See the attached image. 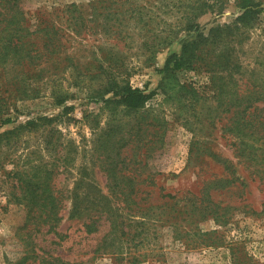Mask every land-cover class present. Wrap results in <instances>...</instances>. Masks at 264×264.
I'll return each instance as SVG.
<instances>
[{
    "label": "rangeland",
    "instance_id": "rangeland-1",
    "mask_svg": "<svg viewBox=\"0 0 264 264\" xmlns=\"http://www.w3.org/2000/svg\"><path fill=\"white\" fill-rule=\"evenodd\" d=\"M257 1L259 22L234 28V36L224 32L221 43L208 40L204 52L202 35L234 25L243 0L22 1L32 56L0 57V264H264V155H237L248 142L229 130L236 107L224 109L232 94L252 96L264 86V0ZM191 39L200 41L201 57L167 68ZM210 48L239 66L213 71ZM121 84L153 97L136 111L109 102V90ZM257 104L264 117V101ZM6 118L12 121L3 124ZM30 119L38 124L21 129ZM25 170L48 172L61 197L51 230L27 224ZM120 175L152 180L142 184L144 196L154 203L180 198L179 209L156 208L146 217L126 209L136 235H125L120 251L97 252L111 222L104 218L88 233L94 212L73 214V197L112 196ZM210 184L217 218L194 205ZM160 187L171 196L163 198Z\"/></svg>",
    "mask_w": 264,
    "mask_h": 264
},
{
    "label": "trees",
    "instance_id": "trees-1",
    "mask_svg": "<svg viewBox=\"0 0 264 264\" xmlns=\"http://www.w3.org/2000/svg\"><path fill=\"white\" fill-rule=\"evenodd\" d=\"M22 1L23 0H0V57L2 60H20L24 57L30 58L32 56V49L25 46V43H29L30 40L25 41V30L27 29L25 26L26 11L22 6ZM241 5L244 11L238 16L234 25H218L212 28L208 36L204 37L202 35L205 46L199 49L201 52H204V49L208 46V40H212L214 43H221L224 32H227L228 36H234L236 34L234 28L240 29L242 26H253L256 22L261 20L263 8L257 0H243ZM108 14L110 13L108 12ZM193 18V16L190 17L189 23ZM240 23L242 24L241 26L239 25ZM47 28L50 29L49 26ZM53 30L56 32L55 28H53ZM48 41L52 43L53 37L49 36ZM199 46L200 41L188 40L183 45L181 54L174 53L171 55L168 60L167 68L178 70L186 65H191L190 63H192L195 58L201 57V54L197 52ZM216 58L219 60L218 64ZM205 59L209 60V64L213 66L211 69L217 73L219 69L228 70L230 67L239 66L237 62H231L229 58H226V62L221 61L220 54H215V50L211 48L207 52ZM171 62H173L172 67L170 66ZM221 63H226V65H229V63L234 64L219 68ZM216 64L218 67H216ZM110 91H113L114 96L109 99V102L124 106L132 111L139 110L151 99V97H153V92H146L141 88L133 87L129 84H121L118 88H113V90H109V92ZM258 101H264V86L262 89H254L252 96L232 94L224 108L226 111H229L231 107H236L235 116L237 118L234 121L236 125L229 130L235 133L244 144L246 141L248 142L246 146L242 145L236 149L237 155L247 156L248 158L264 155V152L261 150V148L264 149V146L256 147V144L259 143L260 140H264V117L260 116L261 113L258 112L260 108V105L257 104ZM261 110H263V108H261ZM11 121L12 118H6L2 120V123H10ZM37 124L36 119H30L25 126H20V128L31 130ZM250 141L256 143L251 144ZM113 170L115 173H117V171L120 172L116 167H114ZM25 171H23V175H26V177L23 176L22 187L23 189L25 188L26 195H24L23 201L25 200L28 204L32 205V209L29 212L30 219L27 224L35 223L38 227L48 225L49 230H51L60 220L58 206L61 204V197L56 195L48 172L40 175L38 172L31 174ZM220 181L221 179H217L213 182V185L210 184V188L207 189V192L204 194H197V201L194 204L197 210L207 212L209 215H213L216 218V213L219 208H214L213 204L211 205L208 196L210 195L209 191L212 190V186L213 188L219 187ZM143 183L148 186L154 184L152 180H138L120 175L119 178H116L115 182H113L112 196L91 191L81 194L78 193L73 197V214L81 212L83 208L88 209L90 212H94V214L91 215L90 221L85 223L88 233L98 231L101 221L104 218L111 222V228L98 244L97 252L102 248L107 249L115 245L117 251H120L123 246V237H125V235H136L131 231L127 223L128 217L125 212L126 209L129 212H133L134 215L142 213L144 217L150 215L156 208L166 209L170 207L174 210L179 209L178 205H180V198L172 202L166 199L160 203H154L149 200V197L144 196V192H142L141 186ZM159 189L161 191L160 195L163 198L171 196L169 192L163 193V187ZM150 192L151 191H148L147 194L149 195ZM173 218L171 221L178 227L179 215L176 214ZM183 236V232H179L177 235L179 238Z\"/></svg>",
    "mask_w": 264,
    "mask_h": 264
}]
</instances>
